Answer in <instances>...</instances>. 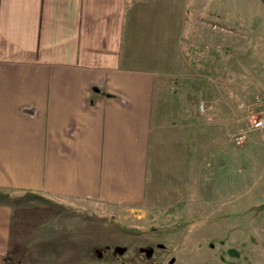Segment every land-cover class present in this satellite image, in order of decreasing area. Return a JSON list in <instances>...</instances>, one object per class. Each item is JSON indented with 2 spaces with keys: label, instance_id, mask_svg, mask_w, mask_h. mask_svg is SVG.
<instances>
[{
  "label": "crops",
  "instance_id": "0c3cea01",
  "mask_svg": "<svg viewBox=\"0 0 264 264\" xmlns=\"http://www.w3.org/2000/svg\"><path fill=\"white\" fill-rule=\"evenodd\" d=\"M235 4L0 0V264H101L119 221L195 211L225 143L193 46L216 14L243 24Z\"/></svg>",
  "mask_w": 264,
  "mask_h": 264
},
{
  "label": "rangeland",
  "instance_id": "374dc122",
  "mask_svg": "<svg viewBox=\"0 0 264 264\" xmlns=\"http://www.w3.org/2000/svg\"><path fill=\"white\" fill-rule=\"evenodd\" d=\"M251 4L233 5L243 24L213 16L208 33L193 46L198 64L188 73L196 80L189 95L211 114V140L225 143L212 150L211 179L205 171L195 211L142 223L119 221L116 242L103 251L101 264H264V131L254 128L264 111V8L251 10ZM226 61L227 68L221 65ZM199 128L200 143L206 137ZM240 134L246 138L237 145ZM197 159L204 160L199 154Z\"/></svg>",
  "mask_w": 264,
  "mask_h": 264
},
{
  "label": "built area",
  "instance_id": "2783aa9c",
  "mask_svg": "<svg viewBox=\"0 0 264 264\" xmlns=\"http://www.w3.org/2000/svg\"><path fill=\"white\" fill-rule=\"evenodd\" d=\"M254 128L257 130L260 129V130L264 131V111L261 112L260 117L254 121ZM245 138H246V135H244V134L237 135L234 138V142L237 145H240L245 141Z\"/></svg>",
  "mask_w": 264,
  "mask_h": 264
},
{
  "label": "water",
  "instance_id": "95a60500",
  "mask_svg": "<svg viewBox=\"0 0 264 264\" xmlns=\"http://www.w3.org/2000/svg\"><path fill=\"white\" fill-rule=\"evenodd\" d=\"M118 250H120V251H124L123 249H120V248H117Z\"/></svg>",
  "mask_w": 264,
  "mask_h": 264
},
{
  "label": "trees",
  "instance_id": "16d2710c",
  "mask_svg": "<svg viewBox=\"0 0 264 264\" xmlns=\"http://www.w3.org/2000/svg\"><path fill=\"white\" fill-rule=\"evenodd\" d=\"M124 250V249H123Z\"/></svg>",
  "mask_w": 264,
  "mask_h": 264
}]
</instances>
